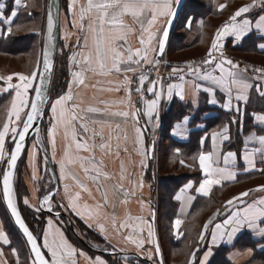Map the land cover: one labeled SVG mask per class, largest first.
<instances>
[{
  "label": "snow or ice",
  "instance_id": "6c2138e0",
  "mask_svg": "<svg viewBox=\"0 0 264 264\" xmlns=\"http://www.w3.org/2000/svg\"><path fill=\"white\" fill-rule=\"evenodd\" d=\"M17 7L10 10L8 15H5L0 11V25H5L8 33L12 32V24L14 19L18 15V8L24 6L22 0H14ZM180 4V0H87L86 5L80 7V24L81 31H85V35L82 38L77 39L76 48L77 51L71 58L74 66L77 68L73 72V82L76 85H86V75L91 74L96 77H111L121 74L122 72H135L136 67L142 66V64H150L155 68L158 63L157 60L149 59V53H153L154 56L162 55L165 50L166 41L168 40L169 32L168 26H170L174 19L177 18L176 9ZM76 6V0H72L69 5V11L74 13ZM259 6L264 9V0H253V3L243 5L239 7L234 14L230 17V21L236 22L238 17L242 14L248 13L252 8ZM226 5H220L223 9ZM3 8V5H0ZM59 9H57L54 15L51 8L47 14V34L48 39H52L54 28L59 25ZM88 18V25L85 29L83 23L85 17ZM131 17L134 22L140 25V47L133 50L128 42V33L131 31L129 25L125 23V17ZM163 18L164 24L158 26V20ZM261 21H264V17H260ZM190 25V21L186 20ZM251 22L245 19L242 23H232L230 26L226 25L224 31H231L235 35L237 41L241 40L246 34H248ZM76 25H73L75 27ZM19 27V26H18ZM260 25L257 24V29ZM146 33V36H145ZM220 36L217 34L214 42L211 45V49L208 52V59L203 63L205 65H213L212 71H203L197 67H189L188 71L180 68H173L172 73H184L177 77L180 81H185L186 76L199 77L204 81H210L212 85H215L222 90L227 99L224 103V107L231 110L233 106V99L236 103V111H240V102L245 104L248 101V90L252 87L247 80L238 71H235L237 65L232 60H225L223 63L215 61L213 50L217 49L218 44L216 40H219ZM264 48V44L260 45ZM83 49L84 51H81ZM121 65H127L125 68H121ZM228 65L230 67H225ZM52 65L49 62L47 51L44 53L43 58V70L45 73L51 71ZM218 70L219 75L213 74ZM39 75V68L34 71L30 76L20 75L19 81L22 83L7 85L8 89L14 90V98L11 101V111L8 122L4 123L0 127V164L6 163V169L0 172L2 175V195L6 201V207L10 210V215L14 218V223L18 226V229L26 237V242L30 246L29 251L31 255L29 260L31 264H79L78 257H83L87 264H107V262L100 256H96L94 259L86 256L83 251H78L63 233L57 228L53 229V219L47 220V228L43 231L42 237L36 236L26 225L25 220L22 218L18 211L17 204L14 202V190H13V170L16 168L18 158L22 155L25 148L26 135L29 134L30 129L37 124L38 121L43 120L45 112V106L48 105L47 90L42 87L44 77L40 76V85L35 86L34 82ZM12 76H8L7 80L11 81ZM138 85L134 89L135 93L139 95V99L145 104V115L149 122L154 119L159 122L158 107L164 96L170 101L175 94L181 101L185 98L184 90L174 93V89L178 88L177 84H169L165 89V86L160 80H149L148 77L141 73L138 77ZM148 83L146 89L145 83ZM97 84L101 81L97 80ZM112 82L109 81V84ZM132 81L124 76L122 82H117L113 87L100 88L102 92L119 91L124 88L127 95V101L131 104L132 89L129 85ZM95 87V85L93 86ZM257 91L261 97H264V85H257ZM201 88L200 84H193L192 90L197 91ZM34 91V98H30L29 90ZM205 92L212 93L215 96V89L212 87H204ZM145 91L153 98L145 100ZM233 91L235 96L233 97ZM95 106H88L82 108L80 106L83 103L81 100L79 103L74 101L72 92V84L69 85L67 93L58 96L50 104L51 117L49 120L50 127L47 135L51 140L53 148L56 145V135L58 131L63 128V135L65 141H67L64 159L60 161L61 176L64 177V170L67 165H79V168L83 170L84 179H86L92 187H89L88 183L80 178L75 172H71V180L74 181L75 188L79 189L74 194L69 190V186L66 185L64 192L69 196L70 207L76 215L81 218L87 216L89 219H96L99 223L100 218L110 220L113 229L122 235V238L130 244L135 245L136 248L142 249L144 240L134 238L138 235L137 228L143 223L142 218H133L128 216L122 220L117 226V216L115 214V207L118 203L127 204L129 198L133 195V191H129L124 188V166L121 164V175L115 183L113 181V175L109 174L105 170V163L102 157H106L112 154L113 149V137L115 138V155L119 157L120 140L125 142L129 140L128 132L125 128H122L121 122L111 121L109 117L122 118L123 123L126 125L130 116L129 111H111L114 102H110L104 99H96ZM210 104H217L218 101L215 98L209 99ZM125 101L121 100L120 104H124ZM135 120V138L134 142L143 143V129L139 126L140 109H135L131 113ZM255 121L260 125H264V113H253ZM191 117L185 115L181 118V122L175 125L173 135L184 136V129L181 124L188 125ZM34 131L39 133V127L37 126ZM107 131V135L105 132ZM227 129H225V133ZM260 133H264V127L260 128ZM217 133H213L211 136L213 149L207 154L201 153L199 155V166L204 174L203 181L199 184L198 192L204 196L209 195L214 185H220L225 179L235 180V173L227 171L225 168L216 166L214 167V156L216 155V140ZM6 139H10L13 144V149L6 153L5 144ZM230 137L227 134L223 135V140H228ZM92 141L89 143V141ZM99 141L98 143L96 141ZM42 142L37 137L33 148H37ZM73 145L75 151H73ZM251 147V152L249 151ZM99 151L101 158H97L96 152ZM125 151L127 148L125 147ZM179 150H177L178 152ZM87 153L88 155H81L80 153ZM259 154L261 162L264 163V134H259L253 131L245 141L243 159L246 162V169L248 167H255V160L253 157ZM146 155V154H145ZM236 153L229 151L223 155V161L228 163L229 159H235ZM36 153L29 154L30 162L35 159ZM195 159V157L193 158ZM219 157H217V160ZM45 163L47 162V152L44 157ZM183 163V162H182ZM264 171V169H262ZM35 172V167H34ZM35 178V176L33 177ZM143 187L141 181L140 185ZM192 183L186 185V189H191ZM99 194V200L93 193ZM185 189H181V193ZM251 191H259L264 193V186H261L254 190L241 192L238 196L233 197L227 201V205L234 206L235 210H229V214L222 221V223L214 224V231L211 233L212 243L215 244L217 239L223 240L227 235L228 241L231 242L235 235L243 230L245 227L258 233L264 238V197L253 200L251 202L245 201L243 198L248 197ZM111 193L112 203L109 201V194ZM82 194H86L88 199H91L93 203H82ZM123 197V199H121ZM177 201L181 200V195H176ZM43 204L47 205L49 212L54 211L52 207L51 195H45L43 198ZM25 205H29V200H24ZM64 207V205H60ZM113 209L112 214L109 216L107 209ZM39 211V208L37 209ZM60 213L56 212L55 217L59 219ZM138 221L139 223L133 222ZM131 222V223H130ZM208 223H212L210 220ZM182 224L181 219L177 218L174 221L175 228H179ZM92 226L91 224L89 225ZM131 228V231L127 234L120 232L121 229ZM208 224H205L204 230L207 231ZM100 231H105L102 224H100ZM142 232V228L140 229ZM151 225L149 224V239L152 237ZM51 237V239H50ZM42 239V243L40 242ZM201 241L204 240V234L201 233ZM10 238L6 234L4 228L0 226V245H9ZM47 256L46 258L45 251ZM157 252L159 247L157 246ZM13 255L17 256L16 249H12ZM211 250L205 253L204 259L200 264H206L208 257L211 255ZM3 256V251L0 250V257ZM127 260L128 258L125 257ZM195 260V254L192 257Z\"/></svg>",
  "mask_w": 264,
  "mask_h": 264
},
{
  "label": "crops",
  "instance_id": "0c3cea01",
  "mask_svg": "<svg viewBox=\"0 0 264 264\" xmlns=\"http://www.w3.org/2000/svg\"><path fill=\"white\" fill-rule=\"evenodd\" d=\"M10 2L11 3H6V0H0V5H3V8H0V11H2L5 15H8L11 9L17 7L14 3V0H10ZM22 2L24 6L18 8V15L21 14L28 7V5L32 2V0H22ZM86 2L87 0H76V6L74 9L75 14L73 15V12L69 11V5L72 3V0H64L65 12L61 11L60 14V35H62V38H64L65 41L68 43L74 39L77 41L78 38H82L86 34L85 31H81L79 28L80 7L81 5H86ZM251 3H253V0H226L221 4V5H226V7H224L223 9H221L220 6L218 7V11L225 10L224 11L225 14L220 21L221 24L218 30L214 33L213 37L210 39L208 48L205 49L203 53L212 50L211 45L214 42L217 34H219L220 39L216 40L218 47L215 50H224L231 53H233L234 51L236 55L248 61L252 62L254 60L256 63L264 65V48L260 47L261 44H264V21L260 20V17H264V9H262L259 6H256L252 8L248 13L242 14L241 17H238L236 22L230 21V17L239 7ZM36 9L37 11L39 9L38 12L41 15L43 10H45V4L43 3V0H39V7L37 6ZM63 15H65L64 19H63ZM16 18L14 19L13 23L15 22ZM245 19L249 20L251 24L248 34H246L241 40L237 41L235 39V35L233 32L224 31L226 25L230 26L232 23H242ZM63 21L65 22V28L63 27ZM188 21H190L191 24V19H188ZM83 23L86 29L89 23L87 16L85 17ZM125 23L129 25L131 29V31L128 33L129 45L133 48V50H135L136 48L140 47L139 45V38L141 34L140 25L134 22L130 16L125 17ZM163 24H164V20L163 18H160L158 20V26ZM257 24L260 25L259 29H257ZM13 25L15 26V24H12V27ZM73 25L76 26L73 27ZM175 25L173 27V30L175 28ZM6 27L7 26L5 25H0V38H4L9 34L6 30ZM189 27H190L189 23L186 22L185 28H189ZM33 33L37 35L38 38L41 37L40 28L35 27ZM168 44L165 51V55L167 54L169 48ZM76 51L77 48L75 49V52ZM81 51L84 50L81 49ZM73 54L72 56H70V60L68 62L69 78H68V84L66 90L63 94L68 92L69 85L71 83L74 101L79 103L81 100H83V103L80 104L82 108L88 107L90 105L95 106V99H93L95 97L96 99H104L110 102H114L111 111L122 110V111H129L130 113L128 123L126 125L123 123L122 118L119 117L108 118L114 122L115 121L121 122L122 128H125L128 132L129 140L127 142H125L123 139L120 140L119 157L117 158V156L115 155V152L117 151L115 148L116 141L115 138L113 137L112 154L102 158L104 159L105 170L109 174L113 175L112 183H115L122 174L121 164H123L124 166L123 186L125 189L129 191H133V195L129 198L127 204L118 203L116 205L114 211L117 216V226L122 220L126 219L128 216H131L133 218L136 217L142 218L143 223L140 224L139 228H137L138 235L135 236L134 238H139L144 240L143 248L138 249L135 247V245L125 241L122 238V235L113 229L110 220L101 217L99 223H97L96 219H89L87 216H85V218H81L80 216L76 215L75 212L71 209L70 199L69 196L65 194L64 188L66 185H68L69 190L72 194H74L76 191H79V189L75 188L74 181L71 180V172H75L77 175H79L80 178L84 180L85 183L89 184V187H92V185L86 179H84L83 170L79 168L78 164L67 165L64 170V177L61 176L60 161L64 159V151L67 144V141H65L64 139L63 128H61L56 135L55 148H53L51 144V140L47 135L48 129L50 127L49 120L51 117L50 104L56 99L55 98L52 101H50L48 105V113L45 121L46 124L43 131L44 138L42 141L44 142V151L47 152V160L51 163V168L53 174L56 177V181L58 185L57 192L54 195L52 202L57 201L59 205H64L60 213H64L68 217L70 215L72 219H75L83 226L94 231L97 235L101 237V239L109 247H111V249H115L117 251H123V252H130L137 254L143 258L151 259V256L155 255V253L153 252V246L151 248V238L149 239L148 237L149 224L151 225L153 189L149 185L147 179V171L149 169V165L151 164V162L153 160L157 161L158 148L160 145L159 139H163L164 136H167L169 139L179 143H183V144L188 143L190 145L193 144L195 145V146L193 145L194 150L192 151L193 153L192 156L189 158L182 157L178 163L190 169L194 168L195 165L198 173L201 176L200 180L198 181L188 180L185 183H183L174 195V201L176 202V213L171 224V232L173 236L176 239L180 238L181 230H182L181 228L190 217L191 211L197 199L199 198L208 199L217 189L218 191L223 189L224 191H231L234 192L232 194V197L227 198L226 201L223 202L222 210L221 211L216 210L211 218L212 223H208L207 235L204 234V240L202 242V244L205 243V246L196 264H200V262L204 259L205 253L211 250L212 254L208 257L206 262V264H210L216 252L221 248L227 249L225 252V258L229 264H261L259 260L255 261V258L252 259L253 256L256 255L258 252L264 251V238H262L258 233L245 227L243 230H241L239 233L235 235V237L231 242L228 241L227 235H225L223 240H220L218 238L215 244L212 243L211 233L214 231L215 223H222V221L229 214V210L230 209L235 210L234 206L227 205V201L229 199L238 196L241 192L254 190L261 186H264V171H262V169H264V163L261 162V158L259 154H256L253 157V159L255 160V167L254 168L248 167V170H245L247 166H246V162L243 159L245 141L247 137L253 132V130L248 131L249 126L252 125L258 127L259 129L264 127V125H260L259 122L255 121L253 116V113L256 114L264 113V97H261L259 95L256 87L257 85H264V78L261 76L251 74L244 70L235 69V71L240 72L242 76L247 80V82L250 85H252V87L247 92L248 95L247 103L245 104L244 102H240V111H236L235 109L237 102L235 101V99H233V106L231 110L223 106L224 103L226 102L227 97L225 93L222 90H220L219 87L212 85L210 81H204L199 77L186 76L185 81L179 80L178 82L174 83L179 85L178 88L174 89V93L180 91L182 88L185 93L184 100L181 101L174 94L173 98L169 101L167 99V96L165 95L158 107L159 122L157 123L155 119L152 122H149L147 116L145 115L146 106L139 99V95L135 93L134 89L138 85L139 82L138 77L141 75V73L145 74L149 80L161 81L162 68L160 67V65H158V63L156 64L155 68H153V66L150 64H142V66L139 67L133 66L136 67L135 72H122L121 74L114 75L111 77H96L91 74H87L86 75L87 87H85L72 83L74 79L73 72L77 70V68L74 66L73 60L71 59L73 57ZM36 55L33 56L34 59L31 62V66L29 70L18 71L9 75L13 77L11 81L7 80L8 76L4 78L0 76V82H1L0 84L8 85L9 83H11L14 85V84L22 83L21 81H19L20 75L30 76L34 71H36V64L38 62V55L37 56ZM149 59L150 60L155 59L154 54L151 52L149 53ZM125 67H127V65H121L122 69ZM225 67H230V66L225 65ZM212 68L213 66H210L209 68H205L204 70H202V72L212 71ZM213 74L219 75L218 70ZM124 76H127L132 81V83L129 85V87L132 89L131 104H129L127 101L128 94L126 93L124 88H121L119 91H113V92L99 91L100 88L113 87L117 82H122ZM97 80H100L101 83L97 84L96 83ZM109 81H111L112 83L109 84ZM193 84H200L201 88L197 91H193L192 90ZM94 85L95 87H93ZM148 86L150 85L146 82L144 85L145 89ZM204 87L214 88L215 96L213 97L212 93L205 92L203 90ZM166 88L167 87H165V89ZM30 92L31 90H29V96H30ZM14 95H15L14 90H12L10 96L11 101L14 98ZM234 96H235V91H233V97ZM144 98L145 100H147L153 97H151L145 91ZM212 98H215L218 101V103L215 105L210 104L208 101L209 99ZM121 100H124L125 103L120 104ZM11 101H9L6 109L5 121L3 120L0 127H2V125L7 122V116H9V112L11 111ZM179 107L184 108L185 112L182 116H179L181 112V109ZM137 108L140 109L139 126L143 129L142 144L134 142L135 120L132 117L131 113L134 112L135 109ZM185 115L190 116L191 120L188 125L181 124L182 128L184 129V133H185L184 136L173 135L175 125L181 122V118ZM142 125L145 126L146 131L144 130ZM225 129H227L226 133H225ZM213 133L218 134L216 140V155L214 156V160L216 161V163H214L213 166L214 167L219 166L225 168L226 172L227 171L234 172L235 180H230V179L223 180L220 185H214L212 187L209 195L204 196L198 192L199 184L204 179V174L199 166V155L201 153L207 154L208 152L212 151L213 144H212L211 136ZM224 134H227L230 137V139L223 140ZM105 135H107V131L105 132ZM235 136L241 137L242 143L240 144V146L239 147L234 146L231 149H226L225 146L228 143L233 142L232 138ZM149 138L153 139L152 142H154L152 161H150L148 157ZM91 142L92 141L90 140L89 143ZM96 142L98 143L99 141L97 140ZM166 143L167 142H165V145ZM125 147L127 148V151H125ZM30 149H31V153L32 152L36 153V156L34 160H32L31 162L29 160V162L27 163V174L26 177L24 178V184L29 192V197L27 199L29 200V202H33L36 200V197L38 195V188H37V181L39 179L38 154L39 153L44 154L45 157V153H41V151H38L37 148L34 149L33 146L30 147ZM73 151H75L74 145H73ZM229 151L235 152L237 155L235 159H229L228 163L225 164L222 157L224 154H226ZM249 151L251 152V147H249ZM176 153L178 154L179 151ZM80 154L88 155L87 153H83V152H81ZM41 156L43 157V155ZM96 156L98 159L101 158L99 151L96 152ZM194 157L195 159H193ZM217 157H219L218 160ZM43 161L45 162L44 158ZM34 167H35V172H34ZM48 170L50 171L48 172L51 176L52 183L54 184V175L52 174L51 169H49V167ZM34 176L35 178H33ZM141 181L143 183L142 188L139 186ZM189 183H192L193 187L191 189H186V185ZM181 189H185L183 193H181ZM93 193L96 196L97 200H99V194L95 193L94 188H93ZM178 194L181 195V200L179 201L175 199V196ZM262 197H264V193L259 191H251L249 196L244 197L243 199L245 201L251 202L253 200H258ZM121 199H123V197H121ZM109 201L111 204L112 203L111 193L109 194ZM83 202H87L89 204L93 203L91 199H88L86 197V194H82V203ZM107 211L110 216L113 212V209L110 207L109 209H107ZM49 218L53 219V226H52L53 229L58 228L67 238V240L74 247L77 248L78 251H83L86 254V256L91 257L93 259L96 256H100L102 259H104L107 262V264H112L114 262L113 259H107L106 258L107 256H103L97 253L95 254V252L94 253L88 252L83 248L75 245L73 242H71V240L68 239L66 235V231H65L66 226L60 217L59 219H56L54 215H50L49 217H47L44 226L42 228V231L40 233V237H42L43 231L47 228V220ZM177 218L181 219L182 221V224L178 229L175 228L174 225V221ZM72 219L71 221L73 222ZM133 222L139 223L138 221H133ZM90 224L92 225L91 227L89 226ZM100 224H102L105 229L103 233L100 231ZM0 226H2L5 230L1 211H0ZM141 228H142V232L140 231ZM130 231L131 228L120 230V232L123 234H127ZM151 231H152V227H151ZM5 232L6 234H8L6 230ZM243 235L249 237L255 244L251 243L250 245H248L247 240L239 241L237 243L238 238ZM157 238L159 241L158 233H157ZM40 242L42 243V239ZM23 244H25V242L21 243L20 245ZM159 245L160 248L162 249L160 241H159ZM24 248H26L25 250H28L26 244L24 245ZM12 249H16V248L11 247V240L9 245H0V250L3 251V256L0 257V264H17V256L13 255ZM44 251L46 257L50 258L47 256L46 250ZM5 252L10 253L9 254V256H11L10 259L7 258ZM28 255L30 256L29 251H28ZM28 255L26 258L24 257L20 259L18 257L19 258L18 264H31ZM192 257L190 263H193L194 261ZM78 260H79V264H87V261L83 257H78ZM121 264H131V263L127 262V260L125 261L121 260Z\"/></svg>",
  "mask_w": 264,
  "mask_h": 264
},
{
  "label": "trees",
  "instance_id": "16d2710c",
  "mask_svg": "<svg viewBox=\"0 0 264 264\" xmlns=\"http://www.w3.org/2000/svg\"><path fill=\"white\" fill-rule=\"evenodd\" d=\"M225 1L226 0H202L198 2L196 0H187L179 16L180 19L178 18V20L176 21L175 28L171 33L168 44L169 48L166 56L171 59H178L179 57H182V59H186V57H188L187 54L189 51H205V49H207L209 46L210 39L213 37L214 33L218 30L221 24L220 21L225 14V10L218 11V7ZM45 2L46 0H43L44 4ZM37 6L39 7V0H32L28 7L16 18L15 22L13 23L15 24V26L13 25L12 32L9 33L6 37L0 38V76L2 78L11 75L14 72L29 70L31 62L34 59L33 56L37 54L40 58L42 37L44 31L45 10H43L42 14L40 15L38 12L39 9L38 11L36 9ZM60 10L65 12L64 0L60 1ZM182 17L185 19V21L180 27V30L176 32V27L180 23ZM187 19H191L189 28H185ZM35 27L40 28V38H38L37 35L33 33ZM58 47H60V42L58 44ZM233 53L235 52L233 51ZM69 56L68 53L62 52L61 56L57 55L56 57L49 91L50 101L62 95L66 90L69 78L67 69V59ZM4 60H9V63H4ZM11 60L12 62H10ZM252 62H254V60ZM9 98L10 96L8 95L0 96V126L4 120L3 118L5 117ZM179 108L181 109L179 116H182L185 112L184 108ZM47 113L48 109H46L44 121L42 124L43 131L46 124L45 121ZM251 130L258 132L259 134H264L260 133V129L258 127L252 125H250L248 128V131ZM150 140L153 139L149 138L148 142H150ZM163 140H165L163 141L164 143L167 142V145L163 146L160 143L158 148L157 161L153 160L149 165V169L147 171V179L150 187H152L153 190H156L157 194H160V198H158L157 195H155L154 191L152 195V204L156 206V229L157 233L159 234V241L162 247L161 250L164 257V264H196L205 246V243L202 244L203 241H201L200 239L201 233L207 235L208 228L207 231L204 230L205 224H208L216 210H222L223 202H225L227 198L232 197V194L234 192L224 191V189L218 191L217 189L208 199H197L191 211L190 217L181 228L182 230L180 238L176 239L171 232L172 220L175 217L176 213V202L174 201V195L183 183L188 180L198 181L200 180L201 176L198 173L195 165L194 168H192V172H183L182 175L179 176L174 174L178 170L177 167H181L186 170L185 166L179 164L178 162L182 157L189 158L192 156V151L194 150L195 146L194 144L193 146L188 143V145L179 143L169 139L167 136H164ZM232 140L233 142H230L225 146L226 149H231L234 146L239 147L242 143L241 137L235 136L232 138ZM177 150H179L178 154L176 153ZM23 156L18 163L16 174L23 160ZM168 162L171 164H176L175 168L172 170L173 172L171 173V176H167L168 172L164 173V170L167 169L166 166ZM149 170L154 171L153 178L150 180ZM159 171L161 175L159 174ZM49 183H52V181H50ZM166 184H168V186H165ZM53 186L54 184L52 183L49 188L51 189L53 188ZM22 189L23 187L15 184L16 195H20ZM19 210L29 229L33 232L34 235L40 237V233L44 226L45 220L50 215L48 213L41 212L38 215L33 214L31 216H25L23 207L20 205ZM1 214L3 217L5 230L10 236L11 247H14V245L18 246L21 243H24L22 237L14 227L12 221H10L11 219H9V215L4 217L3 212ZM4 214L6 215L5 212ZM69 217L72 219L70 215ZM72 220L73 225L79 226L80 228V232L76 230L78 234L81 233L79 236L84 240L86 244L90 245L91 242L90 240H88L89 238L85 236L87 234H82V231H84V229L81 230V227L83 228L85 226L77 222L75 219ZM65 231L68 239H70L71 242L88 252H92L78 241V239L75 237L68 226L65 227ZM244 240L248 241V245H250L251 243L255 244L246 235L240 236L237 240V243ZM226 250L227 249L225 248L219 249L210 264H229L225 258ZM193 254H195V260L193 261V263H190ZM177 255H182V257L180 258ZM106 258L111 259V257ZM254 258L255 261L259 260L261 264H264V251L258 252L253 256L252 259ZM140 262L141 264H146L143 261ZM112 264L119 263L113 262Z\"/></svg>",
  "mask_w": 264,
  "mask_h": 264
},
{
  "label": "rangeland",
  "instance_id": "374dc122",
  "mask_svg": "<svg viewBox=\"0 0 264 264\" xmlns=\"http://www.w3.org/2000/svg\"><path fill=\"white\" fill-rule=\"evenodd\" d=\"M196 1L199 2V1H202V0H196ZM6 3H11V2H10V0H6ZM64 17H65V15H63V19H64ZM184 21H185V19L182 17V19L180 20V23L176 27V31L177 32L180 30V27L183 25ZM63 27L65 28V22L64 21H63ZM59 42H60V47H58V54L57 55L58 56H61L62 52L63 53L66 52V53H68V56L69 55L72 56V54L75 52L77 41L74 39V40H72V41H70L68 43V42L65 41L64 38H62V35H60ZM61 45H62V48H61ZM201 52L203 53V51H201V50L200 51H197V50L189 51L188 54H187L188 57H186V58H191V57H194L195 55L202 54ZM70 56L67 59V64H68L67 69L69 68V63L68 62L70 60ZM38 59L39 60H38V62L36 64V71L39 68V64H40V58L38 57ZM180 59H182V57H179L178 58V60H180ZM174 60H177V59H174ZM4 61H5L4 63H9L8 62L9 60H4ZM10 62H12V60ZM35 82H34V85H35ZM67 84H68V82H67ZM5 88H7V85H1L0 84V96L1 95H3V96H5V95L11 96L12 89H8L7 91H5L4 90ZM30 90H31V92H30V97H31L32 96V93H33V90L32 89H30ZM9 101H11L10 98H9ZM6 103H8V102H6ZM47 109H48V107H47ZM5 118H6V115L3 118L4 121H5ZM10 119L11 118L9 116H7V122ZM42 132H43V129L41 127V130L39 131V133L37 135H35L30 140L29 144L27 145V147L25 149L26 151L24 150L25 151V154L23 152V154H24V156L22 155L23 156V160H22V162H21V164H20V166L18 168L17 174L15 172V177H14V192L15 193L14 194H15V198H16V202H17L18 206L20 205V206L23 207V211H24L25 216H31L33 214L34 215H38L39 213L44 212V211H40V210L37 211V209L39 208V204H40V208L41 209L47 210V205H44L43 204L42 198L45 195H49L52 192V190H53V188H51V189L49 188V186L52 185V183H49L50 181H52V179H51V176L49 174L50 171L48 170V167H47L46 163L43 161L44 154H40L39 153L38 154V161H39V165H38V171H39L38 178L39 179L37 181L38 195H37L35 201L29 202V205H25L24 204V200L29 197V192H28V190H27V188H26V186L24 184V178L26 177V174H27V163L29 162V154L31 153L30 147L33 146V144L35 143V141H36V139L38 137L39 140L42 142V144L37 146V150L38 151H41V153H45V151H44V142L42 141L43 140ZM151 141L152 140H150V142ZM159 143H161L163 146H165V143L163 144V139H159ZM12 146H13V144L10 141V139H6V144H5L6 153H8V152L11 151ZM41 155H43V158H42ZM36 160H37V158H36ZM36 160H35V162H36ZM5 164L6 163L0 164V172H2L4 170ZM167 166H166L167 169L164 170V173L165 172H168L167 173L168 174L167 176H171V173L173 172L172 170L175 168L176 164H171V163L168 162L167 163ZM185 168H186V170H184L181 167L180 168L177 167L178 170L174 174H176L177 176H179V175H182L183 172L185 173V172H192L193 171L190 168H187V167H185ZM159 174L161 175L160 171H159ZM153 175H154V171L149 170V180L153 178ZM1 177H2V175H0V180H1ZM21 180H22V182H21ZM15 184L16 185L18 184L19 186L23 187L20 195H16ZM165 186H168V184H166ZM154 191H155V195H157V197L160 198V194H157L156 190H154ZM52 203H53L52 204V207L54 209V211H52V212H57V211L58 212H61L62 211V207L59 205V203L57 201H53ZM55 210H57V211H55ZM0 211H1V213L3 212V216L4 217L8 216V213H7V211H6L5 207H4V204H3V201H2V197H1V187H0ZM4 212L6 213V215L4 214ZM60 218L63 221V223L65 224V226L67 227L68 226V223H67L66 219L63 218V217H60ZM73 226H74L75 230H77V231L80 232L79 226H76V225H73ZM82 229H84V231H82V234H84V235L87 234L85 236H87L89 238L88 240H90V242H91L90 243V246L91 247H93L95 249H99V250H105V251H110V250L117 251L115 249H111V247L109 248V246L94 231L90 230L87 227H83V228L81 227V230ZM156 233H157V229H156ZM24 245L25 244L18 245V246L14 245V248L17 249L18 257L20 259L21 258H24V257L26 258L27 255H28V250H25L26 248H24ZM105 246H107V247H105ZM152 246H153V244H152V237H151V248H152ZM118 252L124 253L123 251H118ZM153 252H154V250H153ZM9 254H10L9 252H5V255L7 256L8 259H10V257H11V256H9ZM168 254H169V252H168ZM177 256L180 257V258L182 257V255H177ZM107 257H110V256H107ZM28 258H29V255H28ZM127 258H128L127 259V262H130L131 264H141L140 261H137L134 258H130V257H127ZM111 259H113L114 262H117L119 264H121V260L122 261H125L126 260L125 257H120V258L119 257H111ZM149 260L155 262V255L151 256V259H149Z\"/></svg>",
  "mask_w": 264,
  "mask_h": 264
},
{
  "label": "water",
  "instance_id": "95a60500",
  "mask_svg": "<svg viewBox=\"0 0 264 264\" xmlns=\"http://www.w3.org/2000/svg\"><path fill=\"white\" fill-rule=\"evenodd\" d=\"M60 1L61 0H46V2H45V21H44V31H43V37H42V46H41V55H40V64H39V75H38L37 80L35 82V86H41L40 85V76L44 77V81H43L42 87L47 90L46 94L48 96V104L50 102L49 91H50V86H51V81H52L55 61H56V57H57V53H58V43H59V39H60V15H59V25L56 28H54V31H53V34H52V39L49 40L48 39V34H47V14H48V11H49L50 8H51V11L53 12L54 15L56 14L57 9H59V13H60L61 12V10H60ZM185 3H186V0H180V4H179V6L176 9L177 18L173 20V22H172V24L170 26H168L169 36H168V40L166 41L164 53L162 55L155 56V60H159L165 55V51H166L167 44H168V41H169V38H170V34H171L172 30H173V27H174L176 21L178 20L180 14L182 12V9H183V6H184ZM45 51H47L49 62L52 65L51 71L48 72V73H45L44 70H43V58H44ZM31 98H34V91L32 93ZM47 106L48 105L45 106L44 112H46ZM44 117H45V115H44ZM43 121H44V118H43V120L38 121L37 124H35L33 126V129H30L29 134L26 135L24 150L26 149V147L29 144L30 140L35 135L38 134L36 131H34V129L38 126L39 127V131L41 130ZM142 126H143L144 130L146 131L145 126L144 125H142ZM12 149H13V146H12ZM153 151H154V142L151 141L148 144V157H149L150 161H152V159H153ZM22 155H23V153H22ZM22 155L18 158V162H17L16 168L13 170V190H14L15 172H16L18 163H19ZM46 163H47L49 169H51V172L53 174V171H52V168H51V163L48 160H47ZM5 169H6V164H5L4 170ZM0 187H1V197H2V201H3L4 207H5L8 215H9L14 227L19 232L20 236L22 237V239L25 242V244H26V246L28 248V251H29L30 246L26 242V237L23 236L22 232L18 229V226L15 225L14 218L10 215V210L7 209L6 201L3 199V195H2V191H3V189H2V177H1V180H0ZM57 188H58V185H57L56 177L54 175L53 190L49 194V195H51L52 199H53L54 195L57 192ZM153 192H154V190H153ZM13 199H14V202L17 204L16 198H15V194L13 196ZM17 207H18V211L20 212L18 204H17ZM39 210L40 211H44V212H46V213H48L50 215H54L55 216V212H49L48 210L41 209L40 208V204H39ZM20 214H21V212H20ZM59 217H63V218L66 219V221L68 223V226L71 229L72 233L78 238V240L88 250H90L92 252H95V253L103 255V256H110V257H119V258L120 257H130V258H134L137 261H143L146 264H164V258H163V255H162V251H161V248H160V245H159V241H158V238H157V233H156V206L153 205V204H152V211H151V227H152V233H153V235H152V244H153V250H154V253H155V262L150 261L149 259L143 258V257H141V256H139L137 254L130 253V252L121 253V252L114 251V250L105 251V250L95 249V248L91 247L90 245L86 244L79 237L78 233L75 231V229L73 227L71 219L66 214L60 213ZM157 246L159 247V251L158 252L156 250ZM29 254L31 255L30 251H29Z\"/></svg>",
  "mask_w": 264,
  "mask_h": 264
},
{
  "label": "built area",
  "instance_id": "2783aa9c",
  "mask_svg": "<svg viewBox=\"0 0 264 264\" xmlns=\"http://www.w3.org/2000/svg\"><path fill=\"white\" fill-rule=\"evenodd\" d=\"M209 52V51H208ZM208 52L196 55L191 58L186 59H180V60H174L167 56H164L162 59L158 61V65L162 68V74H161V81L163 82L164 86L167 87L169 84H174L178 82L179 80L177 77L179 75H182L184 73H172L173 68H180L185 69V71H188V68L191 67H197L201 70H204L205 68H209L213 65H205L203 62L207 60ZM215 61L223 63L225 60H232L236 65V69L247 71L251 74L261 76L264 78V65L259 63H254L251 61H248L234 53L224 51V50H215L213 51Z\"/></svg>",
  "mask_w": 264,
  "mask_h": 264
},
{
  "label": "flooded vegetation",
  "instance_id": "af4514ba",
  "mask_svg": "<svg viewBox=\"0 0 264 264\" xmlns=\"http://www.w3.org/2000/svg\"><path fill=\"white\" fill-rule=\"evenodd\" d=\"M56 213V212H55ZM73 224V222H72ZM74 227V226H73ZM70 229V228H69ZM75 229V228H74ZM71 230V229H70ZM76 231V230H75ZM77 232V231H76ZM79 235V234H78ZM76 237V236H75ZM80 237V236H79ZM77 238V237H76ZM81 238V237H80ZM78 239V238H77ZM82 239V238H81ZM83 240V239H82ZM79 241V240H78ZM84 241V240H83ZM80 242V241H79ZM81 243V242H80ZM82 244V243H81ZM83 245V244H82Z\"/></svg>",
  "mask_w": 264,
  "mask_h": 264
}]
</instances>
